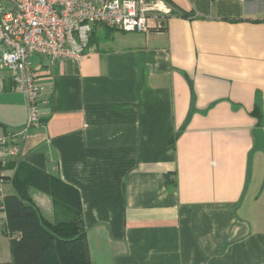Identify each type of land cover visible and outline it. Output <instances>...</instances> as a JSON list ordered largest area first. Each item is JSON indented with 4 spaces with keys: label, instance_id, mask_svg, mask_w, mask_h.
<instances>
[{
    "label": "crops",
    "instance_id": "crops-1",
    "mask_svg": "<svg viewBox=\"0 0 264 264\" xmlns=\"http://www.w3.org/2000/svg\"><path fill=\"white\" fill-rule=\"evenodd\" d=\"M164 1L162 31L96 26L81 65L32 57L45 103L10 162L45 220L80 209L92 264H264V0ZM11 74L0 135L28 120Z\"/></svg>",
    "mask_w": 264,
    "mask_h": 264
},
{
    "label": "built area",
    "instance_id": "built-area-1",
    "mask_svg": "<svg viewBox=\"0 0 264 264\" xmlns=\"http://www.w3.org/2000/svg\"><path fill=\"white\" fill-rule=\"evenodd\" d=\"M170 14L164 0H0V68L12 73L28 108L25 129L0 135V205L9 182L6 166L18 154L15 143L28 128L38 127L39 106L45 103L47 87L37 80L32 57L41 56L50 66L62 61L81 65L93 50L89 44L96 26L162 31Z\"/></svg>",
    "mask_w": 264,
    "mask_h": 264
},
{
    "label": "trees",
    "instance_id": "trees-1",
    "mask_svg": "<svg viewBox=\"0 0 264 264\" xmlns=\"http://www.w3.org/2000/svg\"><path fill=\"white\" fill-rule=\"evenodd\" d=\"M14 194L4 195L0 210L6 215V232L11 235L13 264H92L80 209L71 221L51 223L45 220L28 194L30 166L10 162ZM19 234V238L13 237Z\"/></svg>",
    "mask_w": 264,
    "mask_h": 264
},
{
    "label": "rangeland",
    "instance_id": "rangeland-1",
    "mask_svg": "<svg viewBox=\"0 0 264 264\" xmlns=\"http://www.w3.org/2000/svg\"><path fill=\"white\" fill-rule=\"evenodd\" d=\"M3 191H4V188H3ZM9 235H7V237H8ZM1 261H6V259H8L9 260V262H10V264L12 263V255H11V249L9 250V255L6 257V256H4V255H2L1 256Z\"/></svg>",
    "mask_w": 264,
    "mask_h": 264
}]
</instances>
